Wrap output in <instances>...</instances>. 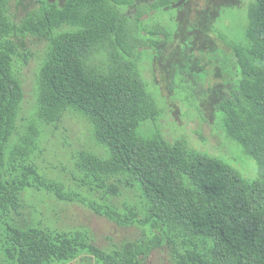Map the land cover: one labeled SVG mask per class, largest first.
Wrapping results in <instances>:
<instances>
[{"label": "trees", "instance_id": "trees-1", "mask_svg": "<svg viewBox=\"0 0 264 264\" xmlns=\"http://www.w3.org/2000/svg\"><path fill=\"white\" fill-rule=\"evenodd\" d=\"M174 1L0 0V264H69L85 255L94 264H146L162 249L172 264H264V0H251L242 41L220 37L232 54L215 38L208 49L182 44L186 61L176 67L188 73L196 63L210 75L217 68L230 75L219 90L217 115L227 136L257 163L255 180L185 140L141 131L161 116L141 62L152 50L164 55L174 34L149 28L154 18L145 25L144 17L162 14ZM210 28L207 34H217ZM31 38L46 51L34 118L15 142L24 101L19 73L33 58ZM204 58L213 69L204 67ZM68 113L87 120L104 149L73 158L84 194L50 179L34 161L41 129ZM28 190L143 234L103 248L89 230L22 224ZM123 191L138 202L116 205Z\"/></svg>", "mask_w": 264, "mask_h": 264}, {"label": "rangeland", "instance_id": "rangeland-1", "mask_svg": "<svg viewBox=\"0 0 264 264\" xmlns=\"http://www.w3.org/2000/svg\"><path fill=\"white\" fill-rule=\"evenodd\" d=\"M250 2L251 0H176L162 14L144 17L145 25L150 17L154 18L148 21L149 28L162 26L174 34L164 55L152 50L147 52L148 59L143 58L141 62L143 75L161 109V116L156 123L146 124L141 131L147 134L160 133L171 142L185 140L192 149L220 158L245 179L255 180L258 176L257 163L237 142L227 136L217 115L219 90L231 78L230 75L217 70L218 68L210 75V71H200L202 65L196 63L186 70L192 76L176 68L183 67L186 61L181 51L182 44L193 50L198 47L208 49L211 46L209 39L215 38L218 47L227 54H232L233 49L220 37L232 43L244 39ZM220 6L224 7L216 21ZM210 26H214L217 34H207L211 30ZM28 42L33 58L19 73L24 101L15 142L34 118L37 75L46 51L44 43L33 38ZM202 63L207 70L213 69L208 58H204ZM225 64L224 59L223 65ZM194 76L198 81H205L197 83ZM41 130L39 151L34 157L40 171L50 179L64 182L69 189H78L84 194L75 180L77 174L73 158L79 151L104 154V149L94 139L92 126L83 117L68 113L61 123L45 126ZM132 194V191H123V195L114 198L113 202L119 207L137 203L138 200L133 199ZM23 196L25 207L21 217L22 224L63 231L89 230L97 244L103 248L137 239L143 234L140 228L119 227L80 204L62 202L54 194L45 191L28 190ZM69 264H94V259L85 255ZM146 264H172L169 251H155Z\"/></svg>", "mask_w": 264, "mask_h": 264}]
</instances>
